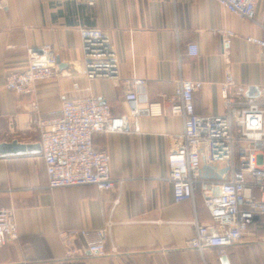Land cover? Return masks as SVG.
<instances>
[{
	"label": "crops",
	"instance_id": "obj_1",
	"mask_svg": "<svg viewBox=\"0 0 264 264\" xmlns=\"http://www.w3.org/2000/svg\"><path fill=\"white\" fill-rule=\"evenodd\" d=\"M0 9V115L28 110L37 97L40 113H59L66 98L94 95L115 114L128 110L126 79L147 80L146 95L161 113L139 116V132L97 133L96 147L111 156L114 189L93 184L51 189L40 153L0 155V207L12 206L19 238L0 248V264H264V215L251 223L243 239L221 252L187 246L194 221L208 223L209 209L199 190L195 200L176 202L168 178L169 135L183 130L172 114L171 99L180 78L200 80L194 93L201 115L225 114V71L235 80V96H258L264 86V1L253 20L231 13L216 0H4ZM106 34L117 58L112 75L89 79L80 28ZM232 30L227 45L220 30ZM53 45L60 67L54 78L35 83L34 95L5 87L6 76L24 68L27 48ZM197 47L190 55L188 46ZM75 83L78 84L75 87ZM18 138L37 143V134L21 136L0 118V141ZM223 165L205 167L204 174ZM109 224L108 253L66 258L60 228L98 229ZM115 248V251H112ZM226 256L224 262L222 257Z\"/></svg>",
	"mask_w": 264,
	"mask_h": 264
},
{
	"label": "built area",
	"instance_id": "obj_2",
	"mask_svg": "<svg viewBox=\"0 0 264 264\" xmlns=\"http://www.w3.org/2000/svg\"><path fill=\"white\" fill-rule=\"evenodd\" d=\"M84 1L91 5L96 2ZM216 1L231 13L253 20L258 3L264 0ZM4 6V0H0V9ZM220 32L229 45L233 31ZM80 36L85 75L94 79L115 73L117 58L103 30L85 26L80 28ZM251 41L264 47V38L252 37ZM188 53L196 55L197 47L190 44ZM59 74L52 44L29 46L26 65L7 74L5 87L20 95H34L37 81ZM126 84L128 110L121 114L90 95L66 98L59 113L43 116L33 96L28 110L0 118L6 117L9 127L23 137L37 134L49 188L93 184L99 190L114 189L122 180L112 176L111 156L106 149L95 146L94 134L139 132L140 115L161 113L158 104L147 99L145 78L133 75ZM202 85L200 80L176 81L170 111L182 117L183 130L169 135L168 178L176 202L194 201L199 190L211 215L208 223L194 221L195 234L187 240V246L201 252L210 247L223 252L240 242L250 224L264 215V86L258 96H235L231 92L234 76L226 69L222 83L226 113L201 115L195 110L194 93ZM218 164L223 165L222 171L202 172ZM58 235L66 258H78L87 252L93 256L108 253L109 224L98 229L60 228ZM18 238L14 207H0V248Z\"/></svg>",
	"mask_w": 264,
	"mask_h": 264
},
{
	"label": "water",
	"instance_id": "obj_3",
	"mask_svg": "<svg viewBox=\"0 0 264 264\" xmlns=\"http://www.w3.org/2000/svg\"><path fill=\"white\" fill-rule=\"evenodd\" d=\"M41 152V144L39 142H23L18 138H12L11 140L0 141V155H21V154H35ZM222 260L227 261V257L223 256Z\"/></svg>",
	"mask_w": 264,
	"mask_h": 264
}]
</instances>
